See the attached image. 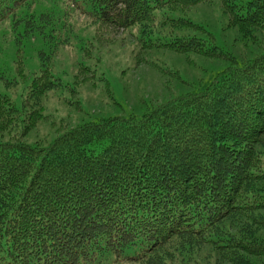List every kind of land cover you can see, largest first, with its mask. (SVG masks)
I'll use <instances>...</instances> for the list:
<instances>
[{"label": "trees", "instance_id": "obj_1", "mask_svg": "<svg viewBox=\"0 0 264 264\" xmlns=\"http://www.w3.org/2000/svg\"><path fill=\"white\" fill-rule=\"evenodd\" d=\"M211 2L259 45L257 54L240 62L209 34L186 33L199 26L183 13ZM76 17L110 31L136 29L140 51L222 67L198 83L180 75L189 90L139 113L112 99L121 114L48 143L0 141V264H164V256L188 264L195 247L218 252L213 264L264 261V0H0V42L15 47L19 83L30 77L26 41L44 43L21 104L0 95V127L49 120L44 103L69 86L45 61L71 44ZM77 70L103 83L99 67Z\"/></svg>", "mask_w": 264, "mask_h": 264}, {"label": "rangeland", "instance_id": "obj_2", "mask_svg": "<svg viewBox=\"0 0 264 264\" xmlns=\"http://www.w3.org/2000/svg\"><path fill=\"white\" fill-rule=\"evenodd\" d=\"M183 15L199 26L195 30L188 29L187 34H195L202 39L209 34L212 43L231 53L240 62L260 51L259 45L244 40L238 30L228 25V16L218 2L195 6ZM75 24L71 44L67 47H59L57 52L54 55L50 54L52 57L45 61L52 68L53 76L62 78L60 80L69 86L66 88L63 85L62 89L56 90L54 94L51 93L48 103H44L49 120L37 124L35 118L26 117L18 126H1L0 141L20 137L29 144L48 143L80 123L121 114L122 111L114 106L113 100L123 104L125 110L139 113L147 107V104L157 106L179 92L189 90L177 79L182 80L183 77L191 83H198L208 72L222 67V63L215 62L216 60L192 55L190 57L192 61H187L185 54L165 49L140 51L139 34L136 29L110 31L111 29H102L101 25L89 23L84 17H76ZM99 31L104 35L97 40ZM18 35L16 33L15 38ZM8 43L12 45L11 42ZM25 44L27 60L24 61V68L26 75L31 77L39 71L42 64L39 54L43 52L44 43L31 39ZM260 44L264 46L263 42ZM0 47L7 48L6 53H1L7 56L3 55L0 58V66L5 72L0 78V95L7 96L16 105H20L26 87L32 79L26 77L19 83L16 79L18 73L14 72L12 63L16 54L15 47L7 46V42H0ZM85 47L88 48L87 58L83 53ZM78 64L86 66L88 70L99 67L97 74L105 75L103 83H99L97 76L93 77L92 73L86 72L84 75L77 73ZM163 68H168L170 75L162 73ZM105 80L111 85L107 91ZM66 100L72 105L66 104ZM73 105L74 107H70ZM225 230L227 229L221 231L228 233ZM202 241L192 242L197 246ZM179 242L180 240L176 241L178 244ZM217 253L207 247H195L185 259L188 260V264H205L209 258L210 263L213 264ZM164 258V264H171L168 256ZM251 262L264 264L261 259L260 261L252 259Z\"/></svg>", "mask_w": 264, "mask_h": 264}]
</instances>
